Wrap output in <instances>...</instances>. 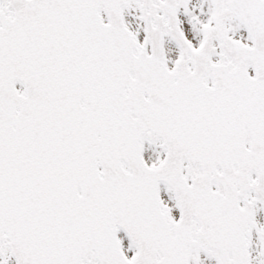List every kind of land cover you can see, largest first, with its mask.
Returning a JSON list of instances; mask_svg holds the SVG:
<instances>
[{"label":"snow or ice","instance_id":"1","mask_svg":"<svg viewBox=\"0 0 264 264\" xmlns=\"http://www.w3.org/2000/svg\"><path fill=\"white\" fill-rule=\"evenodd\" d=\"M0 264H264V0H0Z\"/></svg>","mask_w":264,"mask_h":264}]
</instances>
